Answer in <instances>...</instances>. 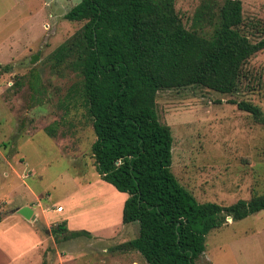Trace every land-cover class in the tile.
<instances>
[{
	"label": "rangeland",
	"instance_id": "1",
	"mask_svg": "<svg viewBox=\"0 0 264 264\" xmlns=\"http://www.w3.org/2000/svg\"><path fill=\"white\" fill-rule=\"evenodd\" d=\"M79 1L0 0V264H146L119 248L137 236L138 222L122 224L126 193L95 170L79 76L48 60L83 25L64 17ZM241 1V30L258 40L264 0ZM200 2L175 0L186 27ZM242 73L232 94L198 85L157 92L158 118L172 131L171 170L199 202L229 205L264 192V124L231 103L248 100L264 114V50ZM60 203L65 210L51 214ZM23 206L36 213L24 218L15 211ZM68 209L67 229L88 235H52ZM226 222L206 234L196 264H264V210Z\"/></svg>",
	"mask_w": 264,
	"mask_h": 264
},
{
	"label": "trees",
	"instance_id": "2",
	"mask_svg": "<svg viewBox=\"0 0 264 264\" xmlns=\"http://www.w3.org/2000/svg\"><path fill=\"white\" fill-rule=\"evenodd\" d=\"M64 17L84 23L48 60L79 76L75 90L92 120L95 170L127 194L122 224L138 222L137 236L119 248L146 264H196L206 234L227 217L264 210V192L229 205L199 202L171 170L172 131L158 118L157 92L197 85L236 92L243 64L264 50V36L252 41L241 30V0H201L189 27L175 0H80ZM231 103L264 124L258 105ZM63 231L66 239L89 234L69 231L65 221L51 228L53 236Z\"/></svg>",
	"mask_w": 264,
	"mask_h": 264
},
{
	"label": "crops",
	"instance_id": "3",
	"mask_svg": "<svg viewBox=\"0 0 264 264\" xmlns=\"http://www.w3.org/2000/svg\"><path fill=\"white\" fill-rule=\"evenodd\" d=\"M126 197H127V194H126V196H125V199H126ZM125 199L124 200H122V203L124 204V201H125ZM61 204V203H60ZM23 205H26V204H23ZM58 206H59V204H58ZM60 206H62L63 207V209H62V211H57L56 209L55 210H53V212H51V214H53V213H60V212H63L64 210H65V206L64 205H60ZM123 206V205H122ZM32 209H33V214H35L36 213V210H34V208L33 207H31ZM123 208V207H122ZM69 210V209H68ZM47 214H46V216H45V220H46V222L47 223H49V221L51 220L50 218H51V214H50V212H46ZM72 209L71 210H69V212L65 215V217H64V215H63V219H62V221H65V223H66V226H67V223H69V220L71 219V216H72ZM48 219H50V220H48ZM54 221V220H53ZM68 227V226H67Z\"/></svg>",
	"mask_w": 264,
	"mask_h": 264
},
{
	"label": "water",
	"instance_id": "4",
	"mask_svg": "<svg viewBox=\"0 0 264 264\" xmlns=\"http://www.w3.org/2000/svg\"><path fill=\"white\" fill-rule=\"evenodd\" d=\"M15 211L26 219H30V217L33 215V209L29 206L17 208Z\"/></svg>",
	"mask_w": 264,
	"mask_h": 264
},
{
	"label": "built area",
	"instance_id": "5",
	"mask_svg": "<svg viewBox=\"0 0 264 264\" xmlns=\"http://www.w3.org/2000/svg\"><path fill=\"white\" fill-rule=\"evenodd\" d=\"M63 207L62 206H57L56 210L57 211H62Z\"/></svg>",
	"mask_w": 264,
	"mask_h": 264
}]
</instances>
